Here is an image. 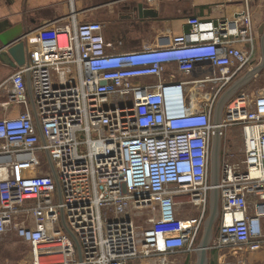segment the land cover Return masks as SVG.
Here are the masks:
<instances>
[{
    "label": "built area",
    "instance_id": "obj_1",
    "mask_svg": "<svg viewBox=\"0 0 264 264\" xmlns=\"http://www.w3.org/2000/svg\"><path fill=\"white\" fill-rule=\"evenodd\" d=\"M247 11L233 21L190 16L186 31L133 51L107 52L99 21H73L53 29L51 46L31 47L9 77L3 104L23 110L0 119V235L11 226L31 246V264H129L193 249L213 187L218 92L194 111L181 84L135 79L159 76L167 63L188 74L207 62L222 75L249 64L254 37ZM251 107L240 92L220 124L239 125L243 137L238 160L220 157L217 184L213 245L233 254L264 244V113ZM38 152H46L48 171L15 176L17 166L39 171ZM178 203L194 205L197 216L177 218ZM145 209L156 218L139 230L132 213Z\"/></svg>",
    "mask_w": 264,
    "mask_h": 264
},
{
    "label": "crops",
    "instance_id": "obj_2",
    "mask_svg": "<svg viewBox=\"0 0 264 264\" xmlns=\"http://www.w3.org/2000/svg\"><path fill=\"white\" fill-rule=\"evenodd\" d=\"M144 10H152L153 14L143 13ZM246 10L254 37V51L249 64L236 71L235 67H230L228 73L222 75L217 66L207 62L200 64L204 68L197 66L188 74L179 71L175 63H167L159 76L143 77L135 81L149 84L160 82L181 84L184 100L194 111L210 103L216 92L219 97L227 88L236 84L240 86L228 96L225 105L234 100L240 92H245L251 108L264 113V66L252 78L238 84L239 79L257 67L262 60L261 37L258 29L263 25L264 0H0V31H17V34H26L24 40L27 54V51L35 45L51 46L55 28L71 26L73 21L77 23L99 21L103 25L102 35L106 51L116 53L157 46L166 38L186 31L188 29L186 20L190 16L202 20L233 21L240 20ZM235 45L246 48L241 42H236ZM8 60H11V63L0 59V119L16 117L23 110L20 104L3 105L11 91L9 77L19 67L12 65L14 60L10 56ZM25 81L30 91L28 74H25ZM218 97L212 105L211 119ZM29 107L37 120L33 113L32 101ZM223 116L224 112L221 123ZM36 128L43 141L38 121ZM242 150L243 137L240 126L230 123L222 125L220 157L240 158ZM37 156L40 162L38 172H35L31 166H17L14 175H33L48 171L50 161L46 152H38ZM28 224L33 225L31 219ZM28 245L16 238L14 229L10 226L0 235V264H12L16 246L26 248L17 264L28 263L31 259V249H28L30 246ZM193 250L177 251L165 256L135 258L129 264H161L160 262L182 264L184 258H187L184 264H195L192 260H196ZM249 251L262 259L264 244L256 250Z\"/></svg>",
    "mask_w": 264,
    "mask_h": 264
},
{
    "label": "water",
    "instance_id": "obj_3",
    "mask_svg": "<svg viewBox=\"0 0 264 264\" xmlns=\"http://www.w3.org/2000/svg\"><path fill=\"white\" fill-rule=\"evenodd\" d=\"M143 13L153 14L152 10H144ZM17 33H18L17 31H0V59L3 61L5 60L8 63H11V60L10 61L8 60V57L10 56L11 59L14 60L13 62L14 64H12L14 65V67H16L17 65L18 66L22 65L25 62V56H26V45L24 40L26 34L21 35ZM258 34L261 37L260 39L261 53H262L261 63L257 67L251 69L246 76L240 78L238 84L247 81L250 77L252 78V76L264 66V20H263V25L258 29ZM239 86L234 84L229 88H227L224 92H222L219 95L214 105V114H213L212 122L215 125V128L211 143V171H210V179L213 187L210 193L209 212L204 221L200 242L198 246L194 248L197 254V259L195 261V264H208L207 256H206L207 250L212 237L213 225L219 214V192H218L217 184L220 175L219 150H220V136H221L220 124H221L222 110L228 99V96ZM53 174L59 189L57 176L54 171ZM66 230L72 236L79 252V246L76 239L67 228Z\"/></svg>",
    "mask_w": 264,
    "mask_h": 264
},
{
    "label": "rangeland",
    "instance_id": "obj_4",
    "mask_svg": "<svg viewBox=\"0 0 264 264\" xmlns=\"http://www.w3.org/2000/svg\"><path fill=\"white\" fill-rule=\"evenodd\" d=\"M231 159L236 161L238 160V157L237 158L232 157ZM208 212H209V205H208V208H206L204 212L203 224H202V227L200 228V232L198 233V237H196L193 242L192 246L194 248L198 246L200 242L204 221L208 215ZM219 212H220V203H219ZM197 214H198L197 208L190 203H178L177 206L175 207V215L179 219L196 217ZM132 216L134 218L136 226L138 227L139 230H141L150 225V223H148V218H154V217L156 218V213H154V211L150 209H145L141 211H134L132 213ZM218 226H219V214H218L217 219L214 222L213 230H212V237H211L209 247L207 250L206 256H207L208 264H264V257L260 259L259 257L255 256L253 252H250L249 250L247 251L245 247L240 248L236 254L230 253L228 250L216 248L213 245V240L217 234ZM24 248H25L24 246L15 247L14 252H13L12 264H17V261L21 259ZM29 248L31 249V246H29L28 249ZM165 255H167V253L160 252L158 254H155L154 256L156 257V256H165ZM192 260L196 261L195 259H192ZM160 263L164 264L162 262ZM25 264H31V259H29V262Z\"/></svg>",
    "mask_w": 264,
    "mask_h": 264
},
{
    "label": "flooded vegetation",
    "instance_id": "obj_5",
    "mask_svg": "<svg viewBox=\"0 0 264 264\" xmlns=\"http://www.w3.org/2000/svg\"><path fill=\"white\" fill-rule=\"evenodd\" d=\"M214 102H215V101H214ZM214 102H213V103H214ZM228 104H229V103H227L226 105H228ZM226 105H225V107H226ZM225 107H224L223 110H222V114H223V112H224ZM210 171H211V162H210V167H209V178H210ZM193 249H194V248H193ZM193 249H191V250H185V252L192 251ZM194 251H195V250H193V252H194ZM195 255H196V259H197V254H196V252H195ZM186 259H187V258H184L182 264L185 263Z\"/></svg>",
    "mask_w": 264,
    "mask_h": 264
},
{
    "label": "bare ground",
    "instance_id": "obj_6",
    "mask_svg": "<svg viewBox=\"0 0 264 264\" xmlns=\"http://www.w3.org/2000/svg\"><path fill=\"white\" fill-rule=\"evenodd\" d=\"M2 172H1V176L3 177L4 175H5V172H6V168H4V171L5 172H3V170H1Z\"/></svg>",
    "mask_w": 264,
    "mask_h": 264
}]
</instances>
